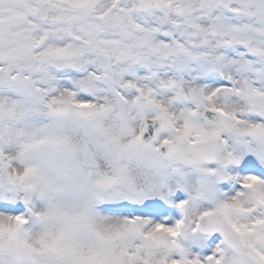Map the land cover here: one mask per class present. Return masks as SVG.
<instances>
[{
	"label": "snow or ice",
	"instance_id": "snow-or-ice-1",
	"mask_svg": "<svg viewBox=\"0 0 264 264\" xmlns=\"http://www.w3.org/2000/svg\"><path fill=\"white\" fill-rule=\"evenodd\" d=\"M0 264H264V0H0Z\"/></svg>",
	"mask_w": 264,
	"mask_h": 264
}]
</instances>
